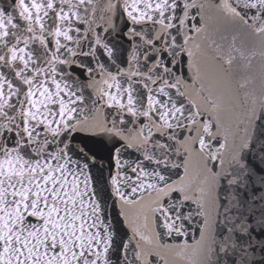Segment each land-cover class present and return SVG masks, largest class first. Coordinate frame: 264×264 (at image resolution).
I'll return each mask as SVG.
<instances>
[{
    "label": "water",
    "instance_id": "1",
    "mask_svg": "<svg viewBox=\"0 0 264 264\" xmlns=\"http://www.w3.org/2000/svg\"><path fill=\"white\" fill-rule=\"evenodd\" d=\"M0 264H264V0H0Z\"/></svg>",
    "mask_w": 264,
    "mask_h": 264
}]
</instances>
